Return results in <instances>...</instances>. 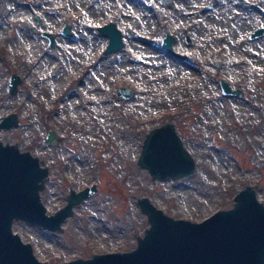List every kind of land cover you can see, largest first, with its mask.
Returning <instances> with one entry per match:
<instances>
[{"label":"rangeland","instance_id":"374dc122","mask_svg":"<svg viewBox=\"0 0 264 264\" xmlns=\"http://www.w3.org/2000/svg\"><path fill=\"white\" fill-rule=\"evenodd\" d=\"M0 0V140L48 168L40 199L47 212L67 187L94 184L62 231L13 220L12 230L44 261L133 248L148 225L136 203L146 196L172 217L199 221L232 206L247 184L264 205V1ZM114 21L122 48L97 26ZM68 22L71 34L60 29ZM50 32L55 42L41 34ZM165 31L173 49L160 47ZM188 35L189 40H185ZM11 72L21 76L13 94ZM236 94H223L219 79ZM125 85L128 98L116 94ZM170 121L195 161L184 176L151 178L137 157L145 132ZM52 128L55 141H44Z\"/></svg>","mask_w":264,"mask_h":264},{"label":"water","instance_id":"95a60500","mask_svg":"<svg viewBox=\"0 0 264 264\" xmlns=\"http://www.w3.org/2000/svg\"><path fill=\"white\" fill-rule=\"evenodd\" d=\"M97 29L108 38L102 51L104 54L122 48L121 31L114 21L98 25ZM263 31L264 27H258L249 37ZM60 33L71 34L68 22L62 25ZM41 34L48 39V45L55 42L50 32L42 31ZM173 40L174 35L165 31L161 48L182 57L183 54L173 49ZM185 40H189L188 35ZM20 82L21 76L11 72L7 78V93H15ZM218 83L223 94L240 92L225 79H219ZM116 94L128 98L132 90L121 85ZM17 120V114L11 112L0 118V127L15 126ZM55 137V131L49 128L44 141L53 143ZM41 163L28 150H20L15 143L0 140V264H264V205L250 184L234 194L232 206L217 209L199 221L172 217L146 196H139L136 203L146 215L148 225L142 235H137L133 248L91 253L88 257L60 262L39 260L31 244L12 231L13 220L60 232L62 222L73 213V206L95 191L93 183L77 190L68 186L65 203L53 212H47L40 199V190L47 179L48 168ZM137 163L151 178H178L195 168L192 155L170 121L145 132Z\"/></svg>","mask_w":264,"mask_h":264},{"label":"flooded vegetation","instance_id":"af4514ba","mask_svg":"<svg viewBox=\"0 0 264 264\" xmlns=\"http://www.w3.org/2000/svg\"><path fill=\"white\" fill-rule=\"evenodd\" d=\"M162 1V0H161ZM163 1H166V0H163ZM262 2L264 1V0H261ZM236 3H238V5H240V6H248V7H251V6H253V2H252V0H236L235 1ZM258 27H264V25H258V26H256V27H254V28H252V30H254V29H256V28H258ZM251 30V31H252ZM251 31L249 32V34L251 33ZM249 34H248V37H249ZM163 37V36H162ZM161 37V38H162ZM249 38H251V37H249ZM253 38V37H252ZM160 42H161V40H160ZM173 42H174V40H173ZM172 45H173V43H172ZM161 47V46H160ZM173 47V46H172Z\"/></svg>","mask_w":264,"mask_h":264}]
</instances>
